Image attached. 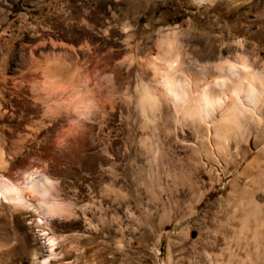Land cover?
I'll list each match as a JSON object with an SVG mask.
<instances>
[{
	"label": "bare ground",
	"instance_id": "bare-ground-1",
	"mask_svg": "<svg viewBox=\"0 0 264 264\" xmlns=\"http://www.w3.org/2000/svg\"><path fill=\"white\" fill-rule=\"evenodd\" d=\"M109 3L104 10L74 4L58 31L38 40L23 42L14 35L4 37L6 30L0 33V80L17 99L15 105L3 106L1 92L0 115L9 111L12 116L18 100L31 113L27 132L10 137L7 145L0 131V204L11 206L4 214L12 219L20 208L39 212V227L57 213L71 214L67 205L50 197L51 190L65 186L53 174H92L97 181L90 184L113 192H123L119 176L130 175L135 179L129 188L153 185L154 196L147 203L164 204L174 203L177 195H184L182 202L189 196L194 201L204 187L202 171L207 170L212 183H220L222 174L233 169L237 174L229 196L220 201L230 209L220 208L213 220L241 222L239 232L252 220L254 234L261 232L264 58L259 40L249 44L243 38L212 48L192 42L186 31L161 27L150 33V26L139 37L140 6L146 0ZM256 15L252 33L262 41V13ZM47 47L49 56L38 62L37 54ZM28 60L42 75L26 87L16 78L9 87L10 65ZM38 125L52 126L54 135L44 147L32 148L30 143L43 139L35 130ZM4 172L24 178L11 181ZM27 192L38 195L39 211ZM45 229L50 255L40 264H50L60 242ZM221 229L228 232L227 226Z\"/></svg>",
	"mask_w": 264,
	"mask_h": 264
},
{
	"label": "rangeland",
	"instance_id": "rangeland-1",
	"mask_svg": "<svg viewBox=\"0 0 264 264\" xmlns=\"http://www.w3.org/2000/svg\"><path fill=\"white\" fill-rule=\"evenodd\" d=\"M232 1L146 0L140 6L138 36L141 37L150 26V33L161 27L186 31L192 42L206 43L212 48L220 44L231 45L243 38L249 44L259 40L264 58V39L261 41L252 33L257 23L256 13H262L264 24V0ZM78 3L97 10H104L110 4L109 0H0V11L4 15L0 19V33L5 34L6 30L4 37L14 35L23 42L54 35L65 22L62 18L65 12L67 14ZM19 47L20 43L16 41V49ZM50 51L49 47L42 49L36 56L37 61L49 56ZM7 74L10 76L9 87L16 78L26 87L31 79L42 75L41 69L34 67L31 60L12 63ZM9 90L0 80V94L2 92L6 99L3 106L15 105L17 101ZM14 110L12 116L9 111L0 115L5 145L10 137L27 132L29 125L30 108L23 100H18ZM35 130L40 131L38 136L44 143H30L32 148L44 147L54 135V128L49 125H38ZM217 172L215 170L213 181H216ZM236 174V170L231 169L222 174V182L212 183L211 176L204 170L200 175L204 187L197 190L194 201L189 196L182 202L184 195H177L174 203L164 204L147 203L153 199V185L147 190L137 186L129 188L127 184L135 179L130 175H120L125 189L113 192L90 184L97 181L92 174L81 171L61 177L53 174L51 177L59 179L65 186L51 190L50 197L67 205L73 213H57L47 226L39 227L35 223L39 212L20 208L11 219L4 214L11 206L0 204V264H40L50 255L42 235L43 228L60 241L50 264H264V225L260 227L261 232L254 234L252 220L243 224V232H239L241 222L213 220L220 208L225 212L230 209L220 205V201L229 196L230 181ZM3 175L11 181L24 178L23 174L15 172H4ZM203 193L205 196L196 205ZM27 197L39 211L38 195L27 192ZM226 226L228 232L224 234L221 228ZM233 227L237 232L229 230Z\"/></svg>",
	"mask_w": 264,
	"mask_h": 264
}]
</instances>
